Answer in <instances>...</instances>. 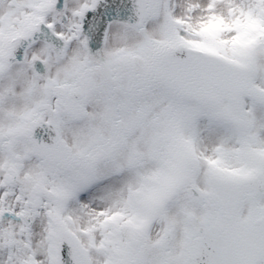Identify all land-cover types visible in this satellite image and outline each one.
Here are the masks:
<instances>
[{
  "label": "snow or ice",
  "instance_id": "snow-or-ice-1",
  "mask_svg": "<svg viewBox=\"0 0 264 264\" xmlns=\"http://www.w3.org/2000/svg\"><path fill=\"white\" fill-rule=\"evenodd\" d=\"M0 264H264V0H0Z\"/></svg>",
  "mask_w": 264,
  "mask_h": 264
}]
</instances>
